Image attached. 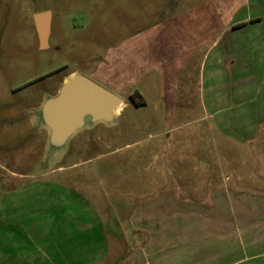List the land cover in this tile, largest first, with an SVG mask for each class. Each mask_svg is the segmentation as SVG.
Instances as JSON below:
<instances>
[{"label":"crops","instance_id":"0c3cea01","mask_svg":"<svg viewBox=\"0 0 264 264\" xmlns=\"http://www.w3.org/2000/svg\"><path fill=\"white\" fill-rule=\"evenodd\" d=\"M152 1L149 14L169 7L174 12L110 47L90 74L63 75L33 119L16 106L2 112L0 157L32 139L34 126L50 132L52 150L44 106L66 83L84 76L120 96L124 108L130 87L145 99L141 107L156 96L155 106L169 109L163 124L177 121L178 92H196V102L186 99L183 106L199 108L198 122L210 118L237 145L261 144L255 153L262 172L253 169L245 184L241 177L232 179L208 202L173 195L139 204L121 199L105 215L62 184L40 182L42 176L23 184L30 175L9 172L0 159V236H6L0 249L5 244L6 264H264V0H194L180 10L179 0ZM51 23L52 15L49 38ZM99 123L108 124L87 118L82 129ZM56 186L64 190L40 196L41 189ZM37 203L34 212L30 205Z\"/></svg>","mask_w":264,"mask_h":264},{"label":"rangeland","instance_id":"374dc122","mask_svg":"<svg viewBox=\"0 0 264 264\" xmlns=\"http://www.w3.org/2000/svg\"><path fill=\"white\" fill-rule=\"evenodd\" d=\"M191 1L179 0L176 9ZM141 5L138 0H0V117L16 106L33 119L63 75L76 70L90 74L110 47L174 12L169 7L151 15L153 1L143 0ZM44 12L52 15L46 48L34 20ZM129 90L131 95L133 88ZM177 97L173 124L161 123L169 109L156 107V96L138 109L128 99L130 105L122 106L113 122L79 130L62 150H51L50 132L34 126L32 139L22 141L21 149L10 148L0 159L9 172L30 175L23 184L31 185L42 176L40 182L62 184L97 210L103 208L105 215V208L115 209L121 199L139 204L173 195L186 202H208L214 192L229 188L232 179L241 177L245 184L253 169L262 172L261 156L255 153L262 150L261 144L237 145L220 135L210 118L198 122L202 111L183 106L186 99L196 102L192 100L196 92L180 91ZM57 169L62 170L55 173ZM58 186L41 189L40 196L55 197L64 190ZM30 206L36 212L40 204ZM2 234L0 242L5 243ZM3 246L0 264L7 261Z\"/></svg>","mask_w":264,"mask_h":264},{"label":"water","instance_id":"95a60500","mask_svg":"<svg viewBox=\"0 0 264 264\" xmlns=\"http://www.w3.org/2000/svg\"><path fill=\"white\" fill-rule=\"evenodd\" d=\"M34 20L40 44L46 47L51 13H39ZM122 106L120 96L87 77H74L44 106L43 118L51 131V145L64 147L68 139L85 126L87 118L93 123L113 122L116 111Z\"/></svg>","mask_w":264,"mask_h":264},{"label":"trees","instance_id":"16d2710c","mask_svg":"<svg viewBox=\"0 0 264 264\" xmlns=\"http://www.w3.org/2000/svg\"><path fill=\"white\" fill-rule=\"evenodd\" d=\"M137 97L140 99V101H143V102L138 101ZM130 98H131L132 103L136 104L137 106H141L143 104L145 105V101L142 95L138 91H134Z\"/></svg>","mask_w":264,"mask_h":264},{"label":"bare ground","instance_id":"6f19581e","mask_svg":"<svg viewBox=\"0 0 264 264\" xmlns=\"http://www.w3.org/2000/svg\"><path fill=\"white\" fill-rule=\"evenodd\" d=\"M122 108V107H121ZM121 108H119V110L116 111V114L118 115L121 111Z\"/></svg>","mask_w":264,"mask_h":264}]
</instances>
